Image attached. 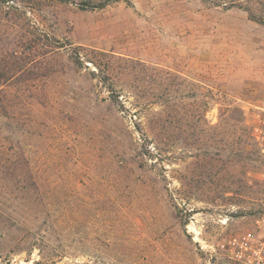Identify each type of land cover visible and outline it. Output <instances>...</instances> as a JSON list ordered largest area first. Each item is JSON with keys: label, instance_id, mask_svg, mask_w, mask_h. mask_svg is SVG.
<instances>
[{"label": "rangeland", "instance_id": "1", "mask_svg": "<svg viewBox=\"0 0 264 264\" xmlns=\"http://www.w3.org/2000/svg\"><path fill=\"white\" fill-rule=\"evenodd\" d=\"M262 122L264 0H0V264H240Z\"/></svg>", "mask_w": 264, "mask_h": 264}, {"label": "built area", "instance_id": "2", "mask_svg": "<svg viewBox=\"0 0 264 264\" xmlns=\"http://www.w3.org/2000/svg\"><path fill=\"white\" fill-rule=\"evenodd\" d=\"M255 130L257 131L256 139L259 144H262L264 142V122ZM260 226H264V223ZM261 229L247 230L235 235L222 243L220 247L230 259L240 264H264V227L263 230Z\"/></svg>", "mask_w": 264, "mask_h": 264}]
</instances>
